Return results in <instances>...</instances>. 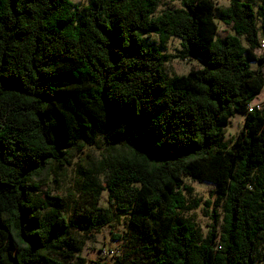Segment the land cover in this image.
Instances as JSON below:
<instances>
[{
  "label": "trees",
  "instance_id": "1",
  "mask_svg": "<svg viewBox=\"0 0 264 264\" xmlns=\"http://www.w3.org/2000/svg\"><path fill=\"white\" fill-rule=\"evenodd\" d=\"M177 1L157 15L161 0H0V264H70L122 216L117 264L264 262V104L249 110L264 92V0ZM154 36L202 68L168 77ZM108 146L80 158L70 204L45 190ZM186 178L222 205L206 235L181 216L199 207Z\"/></svg>",
  "mask_w": 264,
  "mask_h": 264
},
{
  "label": "rangeland",
  "instance_id": "2",
  "mask_svg": "<svg viewBox=\"0 0 264 264\" xmlns=\"http://www.w3.org/2000/svg\"><path fill=\"white\" fill-rule=\"evenodd\" d=\"M76 4L85 7L89 4V0H74ZM252 3L256 8L263 0H241ZM230 2H222L219 8L228 7ZM180 3L177 0H161L160 6L158 7L156 14L159 15L169 8L179 7ZM220 31L219 36L224 38L227 34L232 33V29L222 23L219 24ZM157 46H160L164 53L172 56L170 61L165 64L164 70L168 77H174L179 75H186L193 68H202V62L192 59L181 60L176 58L180 54V41L178 39H171L166 44H160L157 37H153ZM175 57V58H174ZM257 67L253 65V69ZM264 73V70H263ZM264 101V95L261 98ZM244 125V116L238 113L231 118L230 124L225 131L224 141L227 144H231L232 141L239 135ZM108 147L102 149L87 148L85 154H80L73 159L72 165L68 167L67 174L65 177H58L60 182H54V178L51 176L45 177V190L50 189L54 196H59L66 201L71 202L78 194V188L76 182L79 175L77 174V163L80 158L85 162L99 161L102 156L107 152ZM185 183L194 188V193L192 195H187L189 204L199 203V207L193 211L182 212L181 216L184 218L193 219L201 232L206 235L210 225L212 224V215L214 211L222 214L223 209L220 204V200L215 191V186L210 183H199L196 180L186 178ZM102 205H108V193L104 192L102 196ZM221 224L219 225V230ZM130 232L129 220L127 216H122L117 218L115 222L107 227L102 228L100 231H94L90 235L89 241L83 248V251L76 256V258L70 262V264H94L95 262L102 261L106 264H117L119 260L123 257L127 249V241L120 240L121 238H127ZM119 236L120 239H117ZM104 251H114L113 256H106ZM259 264H264L261 262Z\"/></svg>",
  "mask_w": 264,
  "mask_h": 264
},
{
  "label": "built area",
  "instance_id": "3",
  "mask_svg": "<svg viewBox=\"0 0 264 264\" xmlns=\"http://www.w3.org/2000/svg\"><path fill=\"white\" fill-rule=\"evenodd\" d=\"M228 1L229 0H218L219 3L228 2ZM261 48L264 49V41L261 44ZM263 95H264V92L262 93L261 98L263 97ZM261 98H260V100L257 103H254L252 106L249 107L250 111H252L255 106L258 109L262 107V105L264 104V101H261ZM104 253H105L106 256H113L115 254L114 251H104Z\"/></svg>",
  "mask_w": 264,
  "mask_h": 264
}]
</instances>
